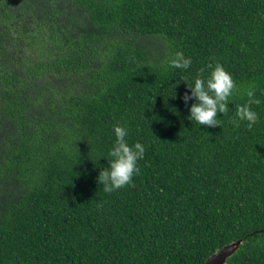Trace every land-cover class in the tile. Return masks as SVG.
I'll return each instance as SVG.
<instances>
[{
    "label": "trees",
    "instance_id": "obj_1",
    "mask_svg": "<svg viewBox=\"0 0 264 264\" xmlns=\"http://www.w3.org/2000/svg\"><path fill=\"white\" fill-rule=\"evenodd\" d=\"M264 264V0H0V264Z\"/></svg>",
    "mask_w": 264,
    "mask_h": 264
},
{
    "label": "water",
    "instance_id": "obj_2",
    "mask_svg": "<svg viewBox=\"0 0 264 264\" xmlns=\"http://www.w3.org/2000/svg\"><path fill=\"white\" fill-rule=\"evenodd\" d=\"M242 240L225 246L222 250L210 257L205 264H226L227 260L238 250Z\"/></svg>",
    "mask_w": 264,
    "mask_h": 264
}]
</instances>
